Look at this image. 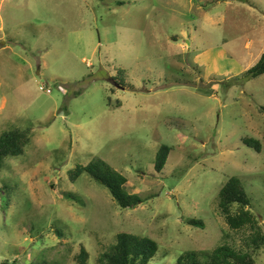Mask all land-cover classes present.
Wrapping results in <instances>:
<instances>
[{"label":"rangeland","instance_id":"obj_1","mask_svg":"<svg viewBox=\"0 0 264 264\" xmlns=\"http://www.w3.org/2000/svg\"><path fill=\"white\" fill-rule=\"evenodd\" d=\"M261 51L264 0H0V134L28 138L0 161V264H76L81 247L100 264L121 232L157 243L148 264L223 244L264 264L217 204L237 178L264 235V74L246 73ZM93 159L141 203L70 180Z\"/></svg>","mask_w":264,"mask_h":264},{"label":"trees","instance_id":"obj_2","mask_svg":"<svg viewBox=\"0 0 264 264\" xmlns=\"http://www.w3.org/2000/svg\"><path fill=\"white\" fill-rule=\"evenodd\" d=\"M247 76L254 78L264 74V51L257 62L249 68ZM264 110V106H263ZM28 142L26 130L13 129L4 131L0 134V161L5 156H17L23 153V147ZM253 145L257 151H260L259 142L252 141L248 143ZM169 148L161 145L155 156L154 168L160 172L165 166ZM87 173L93 180L108 189L111 196L119 208H133L141 203V198L137 193H129L125 189L126 177L112 168L107 162L101 159H93L86 165H77L70 172V180H75L81 173ZM69 198H74L67 194ZM218 208L224 214L225 220L231 229L238 230L246 225L254 229L250 241L257 248L264 246V235L258 226V220L252 216L247 208L249 199L240 181L235 178H229L220 188L217 196ZM237 205V210L232 213L231 207ZM187 223L196 227L203 228V222L200 219L191 218ZM158 246L157 243L148 237L121 232L116 235L115 242L107 250L101 253L98 261L105 264H148L155 256ZM204 260L198 259V254L194 251H186L181 254L176 264H254L252 256L248 252H241L233 249L227 244L214 248L210 253H202ZM88 252L81 247L76 255V264H86ZM14 260L10 264H14ZM48 264L41 260L36 264ZM1 264H7L3 262Z\"/></svg>","mask_w":264,"mask_h":264},{"label":"crops","instance_id":"obj_3","mask_svg":"<svg viewBox=\"0 0 264 264\" xmlns=\"http://www.w3.org/2000/svg\"><path fill=\"white\" fill-rule=\"evenodd\" d=\"M263 51H261L260 55L262 54Z\"/></svg>","mask_w":264,"mask_h":264}]
</instances>
